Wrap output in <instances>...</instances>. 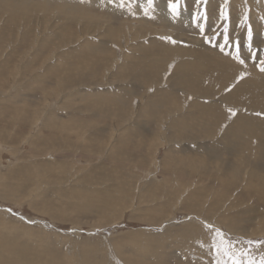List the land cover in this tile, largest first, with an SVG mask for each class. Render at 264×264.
Masks as SVG:
<instances>
[{
    "label": "rangeland",
    "instance_id": "obj_1",
    "mask_svg": "<svg viewBox=\"0 0 264 264\" xmlns=\"http://www.w3.org/2000/svg\"><path fill=\"white\" fill-rule=\"evenodd\" d=\"M167 3L0 0V264L264 255V0H228L238 52L217 43L224 0L198 23Z\"/></svg>",
    "mask_w": 264,
    "mask_h": 264
},
{
    "label": "snow or ice",
    "instance_id": "obj_2",
    "mask_svg": "<svg viewBox=\"0 0 264 264\" xmlns=\"http://www.w3.org/2000/svg\"><path fill=\"white\" fill-rule=\"evenodd\" d=\"M112 0H109V3H111ZM147 3L149 7H151L153 0H147ZM206 0H194V5H195V10L190 13V18L193 23H198L201 20L207 19L206 13L204 10L201 8V5L205 4ZM180 0H168L167 3V9L168 12L171 14L172 18L175 19L181 15V10H180ZM123 7V4L121 3L120 5ZM145 15H148L147 9H145ZM219 21L222 24V27L217 26L216 28V34L222 36L223 41L222 43L220 41H217L221 51L225 47H228L229 45H232L237 49V52L239 51L240 47V41L238 38H234L229 30V11H228V0H224V3L221 5L220 12H219ZM248 21V14L247 11L245 10L242 17H241V25H244ZM199 30L203 34L205 31L204 24H199ZM247 40H248V47L251 50L252 48V30L249 27L247 29ZM168 39L172 42H175L171 37H168ZM250 55L259 58L258 54L252 53L250 51ZM236 59L239 61V63L243 64V60H239V57L237 56ZM261 70L264 71V60H261L260 63ZM242 78V77H240ZM232 115H235L234 112L231 113ZM209 231H212L210 228ZM220 238V244L223 243V232L220 230H216L214 232L213 239ZM220 244H213V247L216 248L218 252L221 251ZM224 255H228L227 251L223 252ZM242 256H244L246 259L242 260L240 257L235 256V254H232L230 257L232 259V264H264V255L261 256L260 260L257 262L255 259L247 258V253H241ZM218 264H221V262H218Z\"/></svg>",
    "mask_w": 264,
    "mask_h": 264
},
{
    "label": "bare ground",
    "instance_id": "obj_3",
    "mask_svg": "<svg viewBox=\"0 0 264 264\" xmlns=\"http://www.w3.org/2000/svg\"><path fill=\"white\" fill-rule=\"evenodd\" d=\"M182 8V7H181ZM213 16V15H212ZM110 30V29H109ZM151 32V31H150ZM214 32V31H213ZM109 33V32H108ZM245 57V56H244ZM251 70H252V68H251ZM256 74V73H255ZM232 102V101H231ZM202 106V107H201ZM212 106V105H211ZM198 107V106H197ZM203 109H206V110H208V107H205V106H203V105H200V110L203 112ZM211 111V110H210ZM207 114V113H206ZM209 114V113H208ZM188 118H189V116H187ZM195 118H199V117H195ZM201 118V117H200ZM199 118V119H200ZM241 122H244V121H241ZM255 122V121H254ZM199 123V122H198ZM201 124V123H200ZM236 124V123H235ZM243 124V123H242ZM254 124V123H253ZM244 125H247V124H244ZM243 125V126H244ZM237 126H238V124H237ZM242 126V125H241ZM240 126V127H241ZM248 126V125H247ZM188 126H179L178 127V130H179V132L181 133V134H185V129L187 128ZM239 127V126H238ZM249 128V127H248ZM242 129V128H241ZM244 130L246 129V128H243ZM251 129H253V128H251ZM250 129V130H251ZM245 131H247V130H245ZM244 131V132H245ZM257 133V132H256ZM180 134V137H182L183 135H181ZM253 134H254V132H253ZM250 135H252V134H250ZM242 136V135H241ZM246 136V135H245ZM200 137L201 136H199L198 138L200 139ZM256 137V136H255ZM245 139V138H244ZM244 139H243V143H244ZM250 139H252V138H250ZM257 139V138H256ZM248 140V139H247ZM258 140V139H257ZM246 141V140H245ZM220 142V141H219ZM250 142V141H249ZM259 143L257 144V146L261 143L260 141H258ZM229 143V142H228ZM247 143V142H246ZM253 143V142H252ZM251 144V143H250ZM235 145V144H234ZM247 145V144H246ZM261 145V144H260ZM250 146V145H249ZM256 146V145H255ZM212 148V147H211ZM241 148V147H240ZM243 148V147H242ZM245 148V147H244ZM248 148V147H247ZM252 148H254V147H252ZM249 149V148H248ZM261 150H263V149H261ZM212 151V150H211ZM256 151V150H255ZM214 152V151H213ZM213 152H210V153H213ZM223 154H225V153H223ZM259 154V153H258ZM261 154H263V153H261ZM231 155V154H230ZM224 156V155H223ZM257 156V155H256ZM255 156V157H256ZM260 156V155H259ZM208 157V161H215L216 163H217V161H219L220 163H217L218 165L217 166H219V167H221V171L224 173V174H231V178H229L228 180H229V182H234V179H240L241 180V178H240V176H242V173L244 172L245 174H247L248 175V172L246 171V169L248 168V166H250V165H248V163H246L247 162V160H245V161H243V162H241L242 164H244L245 166H243V167H234V166H232V165H230V163H229V165L226 163V162H224L223 160H222V157H221V154H219V153H213V155L212 156H207ZM246 157V156H245ZM199 159L200 160H202V158H200L199 157ZM226 159H228V158H226ZM230 160V159H229ZM249 160V159H248ZM232 162V161H231ZM249 162V161H248ZM258 163V162H257ZM247 167V168H246ZM255 167V166H254ZM256 168V167H255ZM250 172V171H249ZM224 174H222V175H224ZM249 176L250 177H256L257 179H259V178H262L261 179V181L262 180H264V172H259V171H255V170H253V168H252V172H250V174H249ZM248 179V178H247ZM228 182V183H229ZM248 182V181H247ZM263 183H264V181H263ZM228 185V184H227ZM234 185H235V183H234ZM237 185V184H236ZM243 186V185H242ZM236 187V186H235ZM187 239V238H186ZM1 243V242H0ZM10 253V252H9ZM3 254V253H2ZM11 254V253H10ZM21 256V255H20ZM20 256H18L19 257V261H20ZM11 257H12V255H11ZM22 257V256H21ZM17 258V257H16ZM26 258V256L24 257V259ZM10 259V258H9ZM12 259V258H11ZM22 259V258H21ZM23 259V260H24ZM22 260V261H23ZM14 261V260H13ZM12 261V262H13ZM16 261L17 260H15V263H16ZM19 261H17V262H19ZM25 261V260H24ZM26 261H27V259H26ZM14 263V264H15ZM26 263V262H25ZM3 264V263H2ZM4 264H5V262H4ZM18 264V263H17Z\"/></svg>",
    "mask_w": 264,
    "mask_h": 264
}]
</instances>
